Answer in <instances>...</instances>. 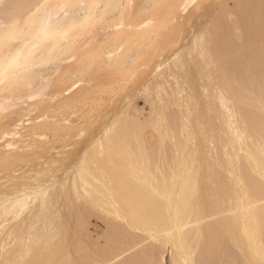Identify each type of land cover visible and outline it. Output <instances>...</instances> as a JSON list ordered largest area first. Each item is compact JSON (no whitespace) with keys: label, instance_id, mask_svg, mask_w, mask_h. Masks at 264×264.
<instances>
[{"label":"snow or ice","instance_id":"6c2138e0","mask_svg":"<svg viewBox=\"0 0 264 264\" xmlns=\"http://www.w3.org/2000/svg\"><path fill=\"white\" fill-rule=\"evenodd\" d=\"M9 7L6 0H0V9ZM15 15L0 20V47H7L4 42L14 35L17 27L16 14L20 9L30 13L29 19L38 26L40 34L45 37H67L72 30L60 23L68 16L77 20L83 17L85 23L104 21V17L113 20L121 17L118 26L123 27L132 14L139 11L143 14L152 11L154 14L147 21H140L141 28L152 26L157 36L167 35L175 28L170 11L174 5L157 0L154 4L137 5L119 4H82L72 0H35L29 4L15 3ZM184 9H198L202 6L192 0ZM210 7L220 9L213 17L212 25L202 36L198 37L197 49L206 60L212 57L213 46L218 51H225V38L229 42L239 39L246 45V66L249 77L256 82L258 78L260 91L257 97L253 88L249 95L252 103L258 105L261 112L259 128V144L255 151L249 150L243 156L234 155L228 149L221 156L219 152L212 154L217 148L215 134L211 133L212 144H208L209 130L204 128L205 147L197 148L192 142L191 130L187 132L188 146L181 157L177 151L175 157L168 159L161 151L159 157L146 153L143 149L133 152L128 135L122 130L119 119L107 126L101 139L100 157L107 156L113 162L117 159L127 161L124 169L126 175L142 189L140 199L129 202L126 211L118 217L119 226L110 232L98 245L85 252L72 253L71 249L52 251L45 245L41 237L28 234L25 240L17 236H8L0 244V264H264V0H238L231 6L224 4ZM111 11L109 15L108 12ZM131 29V24L129 25ZM132 62L127 58L119 67L126 69ZM23 68L11 78L9 69ZM31 62L20 65L16 57L4 58L0 61V86L11 84L27 74ZM135 74H129L126 80L131 83ZM77 89L79 85L75 86ZM179 85H177V89ZM72 92V88H69ZM211 90L209 89V94ZM221 104H227L222 90H217ZM183 96V93H181ZM92 118H95L93 105ZM11 104L0 103V118L5 123L9 119ZM65 115L57 114L51 121L48 130L41 133L28 129L26 134L21 125L12 130L14 141L10 142L5 133L0 141V149L4 150L5 166L14 152H33L38 145L34 141L46 142L65 137L70 139L67 129L75 121L68 119L67 112L73 113L77 119L81 116L86 121L87 113H80L71 106L61 110ZM228 131L233 143L241 146L248 140V133L241 131L236 123L239 117L229 112ZM31 123V122H30ZM19 133V135H17ZM79 137L92 136L94 133L86 124L78 128ZM18 141V142H16ZM256 142L255 135L252 143ZM95 145L93 144V148ZM91 149L84 152L83 159L79 153L73 156L71 148L62 150V171L69 178L78 175L75 183L69 181L63 185L55 169L45 171L43 179L36 178L35 185H29L25 193L16 197L5 194L0 200V208L5 217L17 216L27 209L35 208L44 212L50 208V202L67 194L68 198L81 202L92 201L100 195L90 186L92 175L88 166ZM206 157L207 159H203ZM246 157V159H245ZM100 161H97L99 168ZM60 167V165H58ZM83 185V191H81ZM73 189L74 195H73ZM107 195V193H105ZM17 248L15 258L12 253ZM171 256V260L167 257Z\"/></svg>","mask_w":264,"mask_h":264},{"label":"bare ground","instance_id":"6f19581e","mask_svg":"<svg viewBox=\"0 0 264 264\" xmlns=\"http://www.w3.org/2000/svg\"><path fill=\"white\" fill-rule=\"evenodd\" d=\"M33 2H35V0H6V3L9 5V7L0 9V20H6L10 15H15L16 10L14 7H12V5H14L15 3L29 4ZM41 2H43V0H41ZM49 2L56 3L58 2V0H49ZM72 2L82 4L98 3L114 5L119 3L127 4L129 3V0H72ZM131 2L137 5H148L156 3L157 0H131ZM161 2L175 6L170 11L171 20L175 21L176 18H179V15L181 13H184L190 9L189 8L185 10L183 6L185 4L190 5L192 3V0H161ZM203 2L206 1L196 0V3H198L199 5ZM245 2H249V0H245ZM255 2L259 3V0H255ZM111 11L112 10H109V15L111 14ZM153 14L154 13L152 11H148L143 14H140L139 11H137L135 14H132L130 16V19L125 22L122 28L118 26V21L121 19L119 15H117L113 20L110 21L107 19V16H105L104 21H93L90 24L85 23L83 17H81L80 20H77L75 16L70 15L60 21L62 25L72 29L68 33V36L49 38L40 34L38 26L34 25L33 22L29 19L30 13H27L24 9H20L16 14L15 22L17 24V27L14 30V35L4 42L7 47H0V61H3L5 57H7L8 59L16 57L20 65H24L26 62L30 61L31 68L27 74L21 76L19 79H14L11 84L0 86V103L5 105L11 104L12 110L9 113V119L14 121V123L7 124L2 118H0V121H4L0 124V132L4 129H9L10 137H8V139L10 142L14 141L15 139L12 136V130H15L18 125L22 126L21 131H24L25 134L28 129L36 130L41 133L45 132L43 129L48 127L50 128L51 124H49L50 121L43 122V120L49 118L51 111L49 109L52 106L54 107V109H56L55 104L57 102L53 104L54 101H57V99H61L60 97L62 95L67 94L65 95V98L63 96L65 100L61 99L62 101L60 105L58 103L57 105H59V109H66L67 107L69 108L70 106L68 105L71 104L75 99V97L73 98V95L82 90H80V88L77 89L75 86H83L82 88L84 90V88L88 89L92 85L90 84L89 87H85V85H88L85 84L88 83L87 77H89L90 80L94 77L96 84L93 83V87L96 90L94 88L92 90H95L97 92V88L99 87L98 85L101 84V82L104 80L103 78L105 77L108 79L107 80L105 78V81L110 82L112 81V77L114 79L116 76H118L121 80L123 79V82L120 81L118 77V79H115L119 81L118 84L123 83V85H121L124 86L125 84L127 85V83H125L127 82L126 77L129 76V74H136V72H138L137 70L141 66H146V69L143 73V75L146 76L151 71L150 65L153 62H155L156 64V60L166 57L169 51V46L171 45V43H177L178 35H180L178 29L179 27L177 28L176 24L174 30L164 36H157L152 26L141 28L140 21H144V23H147V21L151 19ZM130 24L132 26L131 29L129 27ZM98 27L99 29L101 27L103 29V32H101V29L99 31ZM209 27H207L206 30H208ZM94 32L98 34L96 35L94 34ZM100 32L101 34H99ZM202 34L200 36H202ZM92 39L93 41L96 40L94 42L95 44L97 43L96 45L93 44ZM196 40H198V38H196ZM91 42L93 46L90 45ZM224 43L225 51L221 53L214 45L212 57L208 60L203 58V56L198 51L197 41L195 43L193 42V44L191 43L192 45L186 47L184 44V47L182 49H179L181 51H178L180 53H177L176 50L174 53L172 50L174 54H178L176 57L174 56L173 58H171V61H169V63L171 64L172 60L174 61V59L176 58L174 61L175 63L173 62L174 64L172 63L173 65H171V67L173 66L174 68L170 69V64H167L165 68H162L164 67V65L159 66L161 68L158 67L159 69L153 76L158 79L159 77L164 75V79H160L162 80L160 82L158 80V83L155 82L156 84L151 83L153 82V80H151V82L147 80L149 81L147 82L149 84L146 83V85L148 86H143L144 88H149L148 90L150 91V93L154 92V95L156 93L158 104L157 110L145 121L140 120L138 116L139 109L137 110L136 114L130 112L131 108L129 112L125 111L117 118H114L115 120H120L122 130L128 135L130 146L133 149V152H139L141 149H143L146 153L153 154L156 157H159L161 151H163L166 158L172 159L175 157L176 152L179 151L182 157L184 154V148L188 146V130H191L193 144H195L197 148L203 149L205 147V143L204 137L201 135V132L204 128L208 129L209 127L211 128H209L208 130L212 129L213 131H209L210 135L208 137L207 146L210 147L212 144L211 133L215 134V142L217 144V148L212 149L213 155H215L218 151L222 156L225 149H228L230 153H233L234 149L233 154L237 156H243V154L248 152L249 150H256L260 139L259 128L261 121V112L258 105L252 103L249 93L254 88L255 93L258 97L260 91L259 81L257 78L256 82L253 83V80L249 77L246 66V45H241L239 39L235 40L234 42H229V40L225 38ZM174 46L172 45L173 48ZM194 53H196L197 55L195 54V56H193ZM129 57H132V62L126 69L120 70L119 66ZM195 57H197V59L199 60V64L198 60L195 59ZM168 60L170 59L168 58L167 61ZM203 64H206V66ZM168 67L169 69H167ZM100 68L104 71V73H102L103 71H100V73H102V75L104 74L105 77H103L100 73H97L99 70H101ZM17 71L22 73L23 68L21 67L19 69H9V77L11 78ZM90 72H95L96 74H98V77L93 76L95 75V73H91L92 76L90 77ZM182 74L186 75L187 77L185 83V76L182 77L183 79L180 77L182 76ZM101 78L103 80H101L100 82L99 79ZM155 78L153 79L155 80ZM94 79L91 80V83L94 82ZM115 79L114 81H116ZM124 79L126 81H124ZM179 79L181 80V82L183 81L184 85L186 84L185 87H183V83L181 85ZM97 81H99L100 83L97 84ZM105 81L104 83H106ZM114 81H112V85L117 84ZM106 84H103L102 82L100 86H106ZM177 85H179L178 89ZM187 85H189L193 92L188 91L190 90L189 88L187 90L189 94L187 93ZM70 87L72 88V92L76 89V93L74 92L73 95L69 92ZM126 87L124 86V88ZM91 88L92 86L90 87V89ZM90 89L88 93L92 91H90ZM209 89L211 90L210 94ZM218 89L223 91L224 99L227 101V104H221L220 97L217 92ZM82 91L78 94L80 95L84 92ZM181 93H183V96L181 95ZM204 95L206 96V98L204 97ZM66 97L68 98L66 99ZM20 102L21 105L19 106ZM45 102L47 104L43 105L45 104ZM84 102L85 101H83V104ZM41 104L43 106H41ZM131 106L133 108V106L135 105ZM58 111L59 110H57L56 112ZM133 111H136V107H134ZM229 112H233L239 117V120L233 121V123H236L241 131L248 133V140L244 143L243 146H241V144L238 142L233 143V140L229 134L228 122L231 119V117L229 116ZM211 113H214L213 117L211 116ZM67 114H70V112H67ZM212 118L215 119V121L213 120V122H215L214 124L211 121ZM38 119H41L42 122H39V125L36 124L37 122L35 123V121ZM207 120L210 121L208 122ZM204 122L208 123L207 125L209 126L205 125ZM25 125H28V127L26 128ZM36 125L40 127L42 126L44 128L41 129ZM17 135H19V133H17ZM253 135H255L256 138L255 143H252ZM101 139L94 148L93 143L91 144L92 148L90 147L91 151L90 155L88 156V166L90 167L92 172V175L89 177L90 186H93L94 190L100 193V195L95 197L92 201L88 202H81L80 200H75V202H73V200L70 199L71 201H69V204L71 202L73 204H71L73 207L67 204L70 209L65 212L64 210H67L66 208H69H65L66 203L68 202L66 201L68 200L67 196L66 198L61 197L62 199L60 197H57L54 201H51L50 208L45 210L44 212H41L40 209L35 208V202H33L32 211L26 209L24 213L17 216L5 217L2 208H0V244H3L4 240L7 239L8 236L21 237L25 240V244H27L26 237L28 234H32L34 236L43 238L45 245H47V247L52 251L62 248L66 249V247L68 248L69 245L70 247L73 246L74 248L75 245V248L72 252L73 254H75L77 252H85L83 250L79 251L78 249L80 248L78 247L80 246L79 244L82 240V236L83 238L88 237L89 240V235L86 236L87 234L82 232L84 230L86 231L84 227L85 225L89 224V218L91 217L90 215L93 216L94 214H97L96 216L94 215L95 218L100 220L98 216L100 215L101 220L104 219L101 222L107 223V235L118 228V217L120 216V214L126 211L129 202L140 199L143 196V192L140 186L136 184L131 176L125 174L124 169L127 166L126 160L117 159L115 162H113L107 156L106 148L105 156L103 157V159H101ZM79 152L80 151H78V153ZM18 154L21 153L18 152ZM15 155L13 154V156H15L13 159V156L11 157V159L10 157L8 158L7 166H5L4 150L0 149L1 173L14 166V164L11 163L12 161L13 163L17 162L21 164V160H25V157H21L16 153ZM202 158L207 159L206 157H203V155ZM98 160L100 161L99 168L97 167ZM48 166L50 167V165ZM48 166L46 168V171H52L53 168H48ZM51 168L52 170H50ZM14 172L15 171L13 170L12 173ZM39 172L41 171H38V173ZM58 172L57 175H59ZM7 173L5 172V174ZM63 174H65V172H63ZM42 178L43 176L40 177V179ZM70 178L69 181L72 179L73 183L79 180L78 175H73V177L71 179ZM67 180H65L66 182L62 181L63 185L69 183V181L67 182ZM14 182L13 184H15ZM25 183H27V181ZM28 185H32V183H29ZM15 189V191H17V188ZM19 189L16 194L13 192L15 194L13 197H15L16 195L18 196V193H21L24 190ZM61 191H63V187ZM81 191H83V185H81ZM7 192V190H4L2 194ZM23 192L25 193V190ZM105 193H107V195H105ZM2 194H0V198L3 199L4 196H2ZM87 219L89 220L88 223ZM72 225H75V228H79L78 230L81 232L77 230L76 233H81V237H77L78 233L75 237L76 234L74 231L77 228L74 230V227ZM96 226H98V224H96ZM99 226L98 228L100 229L101 226ZM68 227L70 228V230ZM102 229L104 230V228H101V230ZM103 230L101 232L105 233ZM70 231L73 232L72 235H69ZM102 235L103 234L101 233V236ZM68 237L74 238L75 240L72 239V241L74 242H69L71 240L70 238L68 239ZM77 238L78 240H80L79 244L75 242L78 241ZM66 239H68L69 241ZM88 240L87 242L89 244L91 243L93 246V241H91L90 239L89 241L91 242H89ZM68 242L73 245L69 244ZM75 243L77 244V246ZM65 244L69 245H66L65 247ZM95 244L97 245L98 243ZM85 247H87L86 250L90 249L89 246H84V248ZM19 250L20 249L17 248L15 251H13L12 258H15L16 253L19 252Z\"/></svg>","mask_w":264,"mask_h":264},{"label":"rangeland","instance_id":"374dc122","mask_svg":"<svg viewBox=\"0 0 264 264\" xmlns=\"http://www.w3.org/2000/svg\"><path fill=\"white\" fill-rule=\"evenodd\" d=\"M206 2H203V3H201L200 5H203L201 8H198V9H194V10H192L191 8V10L189 9V10H187L186 12H184V13H181L180 15H179V18H176L175 19V24H176V27L179 29V34L180 35H178V42L176 43H174V44H172L171 43V45L169 46V51H168V53H167V56L166 57H164V58H162V59H164V60H162V59H158V60H156V64H155V62H153L151 65H150V68H151V71L145 76V75H143V73H144V71H145V69H146V66H141L137 71L138 72H136V79H135V81L132 83H129L128 81L127 82H125V83H127V85H129V86H127L126 84L124 85L126 88H124V86H122L123 85V83H119L118 84V82L119 81H117L115 78H117L118 76H116L114 79L116 80V81H114V79H113V77H112V81H114V82H116L117 84H113L112 85V81H110L111 82V85H110V82L109 81H105V75L103 74L102 75V73H104V71L101 69V70H99L97 73H100V71H103L102 73H100L103 77H105V78H101V79H99L100 80V82H101V80H103L102 82H103V84H106L107 82V84H106V86L105 85H102V86H100L101 84H102V82H101V84L100 85H98L99 87L97 88L96 86V88H97V92L95 91L96 89L93 87V83L94 84H96L95 83V79H94V77H93V79H94V82H92L91 83V80H93V79H89V77H87V80H88V83H85V84H88V85H85V87L86 86H88L89 87V85L90 84H92L91 86H92V88L90 89V87L87 89V88H84V90H83V86H81V87H79L80 88V90L83 92V93H81L80 95L78 94V93H80V92H78V90H77V94H74L73 95V93L75 92L76 93V89L72 92V93H70V94H72L73 95V98L75 97V99L77 100H73V102L71 103V104H69L68 106H71L73 109H75L77 112H80V113H87L88 114V119L85 121L84 120V117L83 116H81V118L80 119H77L76 118V116L73 114V113H71L70 112V114H67V116H68V119H70V120H72V121H75V123H74V125L72 126V127H70V128H68L67 129V131H68V133H70V139L68 138V137H65V139H64V141L63 142H61V141H56V140H52V141H46V142H35L34 141V143H37V145H38V148H37V150L36 151H33V152H19V153H21V154H18V152H15L17 155H20L21 157H25L23 160L24 161H22L21 160V164H19V163H13V161L11 162L12 164H14V166L12 167V168H9V166H8V170L7 171H4V172H2L1 173V171H0V194H2L3 192H4V190L6 191H8L7 193H4V194H2V196H5V194H7L8 196L10 195H12V193L14 192L15 194H16V192H18V189L20 188V189H24L25 190V187L26 186H29L28 184L30 183H32V185H34L35 184V180H36V178L38 177V178H40L42 175H40V174H42V172H44V171H46V168H47V166L48 165H50V167H52L53 169H55V170H57V172H58V177H59V181H60V179H61V185H62V187H63V182L65 181V180H67V182L69 181V176L67 175V173H65V174H63V172H62V166H61V161L64 159V157L62 156V150L63 149H66V148H71L72 149V152H73V156H75L77 153H78V151H80L79 152V155H80V157L83 159V154H84V152L85 151H87V150H89V149H91L92 148V146H91V144L93 143L95 146L98 144V142H99V140L101 139V136H103V132H104V130H106V127L109 125V124H112L111 122H113V120H115L114 118H117L119 115H121L123 112H125V111H128L129 112V110H130V108H131V111L130 112H133V113H136L137 114V110L139 109V114H138V116H139V118H140V120H142V121H145V120H147L156 110H157V107H158V104H157V95H156V93H155V95H154V92H151L150 93V91L147 89V87H143V86H145L146 85V83L147 82H151V80H153V82H151L152 84L153 83H158L157 81L159 80V82L160 81H162L163 79H164V75H162L161 77H159L158 79H156L153 75L155 74V72L159 69V68H161V67H159V66H162V65H164V67H162V68H165V66H167V64H170L169 63V61H171V58H173L174 56L176 57L178 54L177 53H180V52H178V51H181V50H179V49H182L184 46V44H185V47L186 46H190V45H192L193 44V42L195 43L197 40H196V38H198L202 33H204V31L206 30V28L207 27H209L210 25H211V23H212V21L211 20H213V17L216 15V13L217 12H219L220 10L219 9H217V8H213V7H210V6H212V5H217V4H224V5H227V6H231L232 4L234 5L235 3H237L238 2V0H205ZM222 1V2H221ZM205 3V4H204ZM194 14V15H193ZM178 25V26H177ZM179 25H181V26H179ZM98 29H99V27H98ZM100 29H101V32H103V29L100 27ZM100 29H99V31H100ZM96 32V31H95ZM94 32V34H98V33H95ZM98 32V31H97ZM101 32L99 33V34H101ZM93 34V35H94ZM99 36V35H98ZM181 36V37H180ZM100 37H102V36H100ZM100 37H99V39H100ZM196 37V38H195ZM97 38V37H96ZM95 40V39H94ZM96 41V40H95ZM95 41H93V39H92V42H93V44L94 45H96L94 42ZM193 41V42H192ZM92 42H91V46H93V44H92ZM192 43V44H191ZM189 44V45H188ZM172 45L174 46V48L172 47ZM182 45V46H181ZM173 48V49H172ZM171 49V50H170ZM172 50H173V52L175 53V50H176V54H174L173 52H172ZM170 51H171V53H170ZM195 54L196 53H194L193 54V56H195ZM197 55V54H196ZM172 56V57H171ZM198 57V56H197ZM197 57H195V59H197ZM170 59V60H168L167 61V59ZM176 59V58H175ZM175 59H174V61H175ZM159 60H160V62H159ZM198 60V59H197ZM173 60H172V62H171V64H170V69H172V68H174L173 66L171 67V65H173L175 62H174ZM147 62H148V60H147ZM174 62V63H173ZM149 63H150V60H149ZM165 63H166V65H165ZM173 63V64H172ZM200 62H199V60H198V64H199ZM202 65V64H201ZM203 65H205L206 66V64H203ZM159 67V68H158ZM169 67L167 68V69H169ZM203 68V67H202ZM205 68V67H204ZM97 71V70H96ZM143 71V72H142ZM94 74L93 72H90L89 73V76L91 77L92 76V74ZM91 74V75H90ZM99 74V75H100ZM93 76H96V77H98V74H96L95 73V75H93ZM102 76H99V77H102ZM140 76V77H139ZM152 76H153V78H155V80L152 78ZM183 76H185L184 78H185V81H184V83L186 82V80H187V77H186V75H184V74H182V76H180L181 78L183 77ZM95 77V78H96ZM179 77V78H180ZM119 78V77H118ZM117 78V79H118ZM180 78V79H181ZM107 79V78H106ZM160 79H162V80H160ZM179 79V81L181 82V80ZM183 79V78H182ZM108 80V79H107ZM119 80L120 81H122L123 82V79L121 80L120 78H119ZM147 80H149V81H147ZM90 81V82H89ZM104 81L106 82V83H104ZM124 81H126L125 79H124ZM98 83L97 84H99L100 82L99 81H97ZM155 83V84H156ZM182 83H183V81L181 82V85H182ZM184 83H183V85H184ZM147 84H149V83H147ZM188 84V83H187ZM84 85V84H83ZM115 85V86H114ZM131 85V86H130ZM186 85V84H185ZM185 85L183 86V87H185ZM120 86V87H119ZM146 86H148V85H146ZM188 86V88L186 89V91L190 88L189 87V85H187ZM186 86V87H187ZM78 88V89H79ZM95 89V90H92V89ZM100 88V89H99ZM128 88H130V89H128ZM153 88V87H152ZM151 88V89H152ZM89 89H90V93H88V91H89ZM117 91H119V92H117ZM188 91H190V92H193L192 90H191V88H190V90H188ZM188 91H187V93H188ZM25 92V91H24ZM23 92V93H24ZM88 93V94H87ZM96 95H95V94ZM103 93V94H102ZM92 94V95H91ZM100 94V95H99ZM189 94V93H188ZM192 94V93H191ZM204 94V93H203ZM65 95H67V94H65ZM65 95H62L60 98L61 99H64L65 98ZM71 95V96H72ZM79 95V96H78ZM89 97H88V96ZM63 96H64V98H63ZM76 96H77V98H76ZM100 98H99V97ZM68 97H69V95H68ZM68 97H66V99L68 98ZM204 97L206 98V96L204 95ZM78 98H79V100H78ZM82 98H84V99H82ZM89 98V99H88ZM94 98V99H93ZM104 98V99H103ZM61 99H57V101L55 100L54 101V103L53 104H55L56 102L60 105V103H61ZM65 100V99H64ZM81 100H83V101H85L84 102V104H83V101H81ZM107 101V102H106ZM97 102V103H96ZM57 103L55 104L56 106H55V108L57 109V110H59L58 112H56L57 110L56 109H54V107L52 106L49 110H51L50 111V115H49V111H48V115H49V118H46L45 120H43V122H48V121H50L49 122V124H51V121H52V119L54 118V117H56V116H52V115H57V114H60V115H65V114H63V113H61L60 112V110H62V109H59V105H57ZM87 103H89V104H87ZM133 103V104H132ZM43 104V103H42ZM41 104V106H43V105H46L47 103L45 102V104H43L42 105ZM21 105V102H20V104H19V106ZM95 106V118H92V111H93V107L92 106ZM131 105H135V106H133V108H132V106ZM58 107V108H57ZM127 107V108H126ZM134 107H136V111H133L134 110ZM68 109V107L66 108V109H64V110H67ZM56 110V111H55ZM56 114H55V113ZM37 113H38V111H37ZM52 113V114H51ZM69 113V112H68ZM114 114V115H113ZM212 115V117L214 116L213 114L214 113H211ZM71 116V117H70ZM73 117V118H72ZM100 118V119H99ZM215 118V117H214ZM1 120V119H0ZM213 120L215 121V119H213L212 118V122H213ZM208 121V120H207ZM206 121V122H207ZM210 121V120H209ZM208 121V122H209ZM2 122H4L3 120L2 121H0V124L2 123ZM37 122V123H36ZM39 122H41V119H38V120H36L35 121V123L37 124V125H39L38 123ZM34 123V124H35ZM42 123V122H41ZM205 123V122H204ZM215 122H213V124H214ZM82 124H86L89 128H90V130L94 133V140H93V138H92V136H88V137H79V135H78V128L82 125ZM208 123H205V125H207ZM211 124V123H210ZM212 124V125H213ZM36 125V126H37ZM211 125V126H212ZM109 126H111V125H109ZM207 126H209V125H207ZM25 127L27 128L28 127V125H25ZM37 127H40V126H37ZM41 129L42 128H44V127H40ZM209 128H211V127H209ZM208 128V129H209ZM48 130L49 129V127L48 128H44L43 130L44 131H46V130ZM102 130V131H101ZM210 130H212V129H210ZM209 130V131H210ZM213 131V130H212ZM72 132V133H71ZM5 133H7V136L8 137H10L9 135H10V130L9 129H4V130H2L1 132H0V141H2V139L4 138V135H5ZM100 135V136H99ZM86 139H88V140H86ZM90 139V140H89ZM39 143V144H38ZM43 144V145H42ZM86 144V145H85ZM58 145V146H57ZM90 145V146H89ZM89 146V147H88ZM47 147V148H46ZM84 147V148H83ZM91 147V148H90ZM83 148V149H82ZM87 149V150H86ZM82 151V152H81ZM15 153H13L14 155H15ZM40 153V154H39ZM26 154V155H25ZM83 155V156H82ZM13 156V155H12ZM12 156H10V159H11V157ZM16 156V155H15ZM15 156H13L12 157V159L15 157ZM26 156H27V158H26ZM28 156H31V157H28ZM44 156V157H43ZM15 162V161H14ZM11 164V165H12ZM16 164V165H15ZM22 165V166H21ZM25 165V166H24ZM56 165V166H55ZM58 165H60V167H58ZM41 166V167H40ZM54 166V167H53ZM49 166H48V168H50ZM52 168L50 169V170H52ZM15 171L14 173H12L13 172V170ZM61 171H60V170ZM10 170V171H9ZM49 170V169H48ZM38 171H41V172H39L38 173ZM5 172L7 173V172H9V173H7V174H5ZM50 172V171H49ZM7 175V176H6ZM60 175H61V177H60ZM67 175V176H66ZM10 176H11V178H10ZM15 176H17V177H15ZM40 176V177H39ZM5 177V178H4ZM13 177V178H12ZM30 177V178H29ZM73 177V175L71 176V178ZM29 178V179H28ZM44 178V177H43ZM42 178V179H43ZM62 178H64V179H62ZM70 178V179H71ZM10 180V181H9ZM15 181V182H14ZM27 181V183H25ZM29 181V182H28ZM34 182V184H33V182ZM63 181V182H62ZM13 182L16 184H13ZM66 182V181H65ZM71 182H72V179H71ZM2 183H4V184H2ZM13 184V187H12V184ZM8 185V186H6V185ZM10 184H11V187H10ZM18 184V185H17ZM23 184V185H22ZM67 184V183H66ZM5 185V186H4ZM18 186V187H17ZM23 186V187H22ZM35 186V185H34ZM37 186H39V185H37ZM36 186V187H37ZM6 187V188H5ZM17 188V191H15L16 189L15 188ZM22 187V188H21ZM62 187H61V189H62ZM3 188V189H2ZM5 188V189H4ZM14 188V189H13ZM14 191H13V190ZM19 189V190H20ZM9 190H10V194H9ZM23 190V191H24ZM12 191V192H11ZM22 191V192H23ZM75 191V190H74ZM73 191V192H74ZM21 192V193H22ZM13 193V195H12V197L15 195ZM20 193V192H19ZM19 193H18V195H19ZM24 193V192H23ZM73 195H74V193H73ZM1 196V197H2ZM17 196V195H16ZM15 196V197H16ZM66 196H67V194L65 195V196H63L64 198H66ZM68 197V196H67ZM61 198V197H60ZM63 198V199H64ZM2 198H0V200H1ZM62 199V198H61ZM60 199V200H61ZM63 201H65V200H63ZM66 201H68L67 203H66V206H65V208L66 207H69L72 203L70 202V204H69V201H71L70 200V198H68V200H66ZM62 203V202H61ZM60 203V204H61ZM63 204V203H62ZM67 204L69 205V206H67ZM73 205V204H72ZM71 205V207H73ZM61 207H62V205H61ZM64 208V207H63ZM67 210H64V212L65 211H68L69 209H70V207L69 208H66ZM62 210V211H63ZM95 216L97 215V214H94ZM93 215V216H94ZM91 217V219L89 218V220L87 219V223H88V221H89V224L88 225H85V229H86V231L84 230L82 233H85V234H87L86 236H88L89 235V240L91 239V241H93L92 243H94L93 244V246H92V244L90 243H88L87 242V240H88V237H84L83 238V236H82V234L80 233H78V236H77V233H76V231L79 229L78 227H76L75 228V225H72L73 227H74V232H75V237L77 236V237H81L82 236V240H81V242H80V240H78V238H77V240L78 241H75L77 244H79V242H80V246L78 247V248H80V249H78L79 251L80 250H83V251H87L86 250V248L87 247H85L84 248V246H89V248H93L94 246H96V244L95 243H98V244H100L107 236V232H108V228H107V223L105 222V223H103V222H101V221H103V220H101V216L100 215H98L99 216V218H100V220L99 219H97V218H95V216L93 217L92 215H90ZM96 224H98V226L100 225L101 226V228H104V232L105 233H103V232H101L102 230H101V228L99 229L98 228V226H96ZM86 226H88V227H86ZM99 226V227H100ZM106 226V227H105ZM73 227H71V228H73ZM69 228V227H68ZM87 229H88V231H87ZM69 230H70V228H69ZM68 230V231H69ZM72 230V229H71ZM79 231V230H78ZM79 232H81V231H79ZM88 232V233H87ZM90 232V233H89ZM70 234L69 235H72V231H70L69 232ZM101 233L103 234L102 236H101ZM105 234V235H104ZM81 235V236H80ZM84 235V234H83ZM100 236V237H99ZM105 236V237H104ZM72 237V236H71ZM71 237H68V239L70 238V240L71 241H69L68 239H66V240H68L69 242H74V241H72V239H74V238H71ZM90 237H92V238H90ZM99 237V238H98ZM87 240H86V239ZM81 239V238H80ZM85 239V240H84ZM75 240V239H74ZM88 240V241H89ZM96 242H95V241ZM91 241H89V242H91ZM68 242V243H69ZM66 243H67V241H66ZM75 243V244H76ZM84 243V244H83ZM69 244H71V243H69ZM68 244V245H69ZM77 244H76V246H77ZM83 244V245H82ZM97 244V245H98ZM66 245L67 244H65V247H66ZM67 245V246H68ZM71 245H73V244H71ZM81 245H82V248H81ZM72 249L71 251L73 252V249L75 248V245H74V248H73V246L72 247H70V245H69V247L67 248L66 247V249ZM78 250H76V251H78ZM76 251H74V252H76ZM169 260H170V255H169V257H167Z\"/></svg>","mask_w":264,"mask_h":264}]
</instances>
